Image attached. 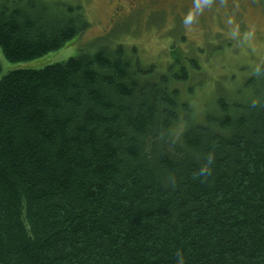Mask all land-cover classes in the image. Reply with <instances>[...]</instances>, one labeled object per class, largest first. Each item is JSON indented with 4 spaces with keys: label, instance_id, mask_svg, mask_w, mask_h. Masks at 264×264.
I'll return each mask as SVG.
<instances>
[{
    "label": "trees",
    "instance_id": "trees-1",
    "mask_svg": "<svg viewBox=\"0 0 264 264\" xmlns=\"http://www.w3.org/2000/svg\"><path fill=\"white\" fill-rule=\"evenodd\" d=\"M83 16L0 0L2 52L59 50ZM186 60L133 67L120 43L0 74V264H264V66L198 116Z\"/></svg>",
    "mask_w": 264,
    "mask_h": 264
},
{
    "label": "rangeland",
    "instance_id": "rangeland-1",
    "mask_svg": "<svg viewBox=\"0 0 264 264\" xmlns=\"http://www.w3.org/2000/svg\"><path fill=\"white\" fill-rule=\"evenodd\" d=\"M43 1L75 4L89 25L64 47L29 61L11 62L0 47L1 75L15 69L41 68L65 61L81 50L94 52L101 47L115 48L120 43L133 67L154 64L163 71L171 64L175 70L177 62H173L177 58L187 62V58L193 57L201 69L191 67L192 77L178 85L181 95L186 94L184 100L201 116L214 108L219 97L232 100L238 92H250L245 86L247 80L257 77L264 66V0H255L252 5L246 2L244 17L235 12L217 16L209 12L203 0H186L196 11L186 12L180 4L177 11L187 13L182 18L151 15L153 6L134 12L126 0L121 3L126 12L123 15L133 12L126 18L113 15L117 0ZM190 91L191 95H187Z\"/></svg>",
    "mask_w": 264,
    "mask_h": 264
},
{
    "label": "flooded vegetation",
    "instance_id": "flooded-vegetation-1",
    "mask_svg": "<svg viewBox=\"0 0 264 264\" xmlns=\"http://www.w3.org/2000/svg\"><path fill=\"white\" fill-rule=\"evenodd\" d=\"M129 1L132 5V10L134 12H138L140 9H142L144 6L151 7L153 6V9L151 11V15H159V16H168L173 15L177 18H182L187 14L186 12H192L196 11V8H193L189 5V3H186V0H126ZM255 0H212V1H204L206 4V8L209 9V12H213V14L217 16H230L234 12L239 17H244L246 12H242V10H245L246 2H248L249 5H252ZM122 0H117V3L114 6L113 15L121 16L126 13L123 10V6L121 5ZM179 3V4H178ZM181 4V8L184 9V13H180L177 11V7ZM187 4L188 6H186ZM215 9H219L220 12L213 11ZM132 11L128 12L127 14L123 15L126 18L128 15L131 14ZM133 13V12H132ZM150 15V14H149Z\"/></svg>",
    "mask_w": 264,
    "mask_h": 264
},
{
    "label": "clouds",
    "instance_id": "clouds-1",
    "mask_svg": "<svg viewBox=\"0 0 264 264\" xmlns=\"http://www.w3.org/2000/svg\"><path fill=\"white\" fill-rule=\"evenodd\" d=\"M174 264H185L184 253L179 249L174 253Z\"/></svg>",
    "mask_w": 264,
    "mask_h": 264
}]
</instances>
